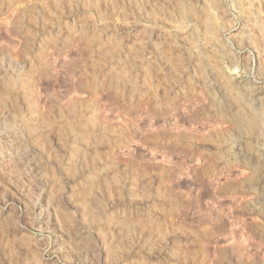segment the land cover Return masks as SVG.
Returning a JSON list of instances; mask_svg holds the SVG:
<instances>
[{
  "label": "rangeland",
  "instance_id": "374dc122",
  "mask_svg": "<svg viewBox=\"0 0 264 264\" xmlns=\"http://www.w3.org/2000/svg\"><path fill=\"white\" fill-rule=\"evenodd\" d=\"M0 264H264V0H0Z\"/></svg>",
  "mask_w": 264,
  "mask_h": 264
},
{
  "label": "bare ground",
  "instance_id": "6f19581e",
  "mask_svg": "<svg viewBox=\"0 0 264 264\" xmlns=\"http://www.w3.org/2000/svg\"><path fill=\"white\" fill-rule=\"evenodd\" d=\"M222 88L224 89L225 87H223V86L222 87H220V86L218 87L219 90H221Z\"/></svg>",
  "mask_w": 264,
  "mask_h": 264
}]
</instances>
